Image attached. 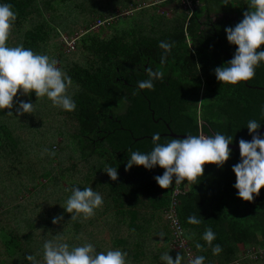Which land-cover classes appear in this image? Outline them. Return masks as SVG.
Returning a JSON list of instances; mask_svg holds the SVG:
<instances>
[{
	"label": "trees",
	"instance_id": "1",
	"mask_svg": "<svg viewBox=\"0 0 264 264\" xmlns=\"http://www.w3.org/2000/svg\"><path fill=\"white\" fill-rule=\"evenodd\" d=\"M91 1L0 0L11 4L17 13L8 46L23 45L59 59L60 68L71 78L67 91L73 89L77 105L72 112L60 108L55 112L66 131L61 142L70 150L59 160L60 176L50 169L42 177L48 180L38 189L39 199L27 207H7L0 215V264H30L27 255L36 256L43 264L44 243L57 237L70 247L92 243L97 252L120 249L127 253V264H166L161 260L164 253L174 260L180 254L182 264H190L185 251L174 248V231L166 218L176 185L162 189L157 184L155 177L164 172L159 166L126 170V164L131 151L152 150V136L157 132L160 143L176 138L174 134L219 132L231 135L233 145H239L241 139L252 138L246 128L250 119L262 124L260 130L264 128V63L252 80L238 85L221 84L214 74L234 56L236 48L229 44L225 28L243 19L249 0H189L191 7L187 0H117L121 7L115 6L116 0H103L112 7V12H99L106 24L94 29L93 19L79 34L77 49L72 52L75 56L70 57L71 53L62 52V40L57 46V30L44 17L58 14L60 4L82 8ZM172 5V16L159 13ZM117 9L130 14L120 16ZM121 20L126 21L123 24ZM27 24L32 27L23 30ZM162 41L173 44L163 64ZM149 71L162 75L153 78L152 89H139L138 82L148 79ZM27 96L32 104L50 102L34 93ZM164 132L167 134L162 135ZM15 139L0 122V153L19 158L24 141ZM240 158V151L232 150L222 168L205 165L203 177L181 184L183 193L176 212L193 253L203 255L205 264L242 260L241 245L246 250L264 247V189L251 202L238 197L232 167ZM11 166L0 167V176L9 178ZM108 167L118 170L117 181L106 174ZM74 186L92 187L102 195L104 203L94 216L72 220L62 208ZM5 189L1 182L0 202L6 204L11 193ZM192 215L201 223L189 224ZM61 216L60 221L68 223L64 231L52 222ZM206 228L215 233L213 246L222 248L218 255H213L212 247L202 239ZM197 243L203 245L202 250L196 248ZM242 264H264V258L244 259Z\"/></svg>",
	"mask_w": 264,
	"mask_h": 264
},
{
	"label": "clouds",
	"instance_id": "2",
	"mask_svg": "<svg viewBox=\"0 0 264 264\" xmlns=\"http://www.w3.org/2000/svg\"><path fill=\"white\" fill-rule=\"evenodd\" d=\"M248 10L243 19L234 27L225 28L226 37L230 45L236 48L233 58L222 67L215 69V77L221 84L238 85L254 78L256 69L264 63V0H249ZM17 13L9 3L0 2V110L11 109L18 93L24 95L32 93L39 99L47 97L53 106L67 112L75 111L77 105L68 87L71 78L57 66V61L46 54L35 53L31 48L23 45L10 47L7 41ZM159 47L165 55L161 57V64L167 61V54L171 52L173 44L160 42ZM162 73L149 71V78L138 82L139 89H152L153 78ZM35 104L20 101L16 107L18 114L31 113ZM7 115H13L9 112ZM262 124L256 119H250L246 128L252 136L251 141H239L240 161L233 165L236 182L234 188L238 197L251 202L264 189V136L258 135ZM160 133L152 136L153 148L149 152L131 151L126 164V170L134 166H142L152 170L159 166L164 169L162 175L155 177L162 189H168L173 184L179 185L185 181L195 182L204 175L205 165L223 167L230 159L233 144L231 135H192L183 139L170 138L166 143H160ZM106 174L112 181L118 180V170L113 167L106 169ZM104 203L102 195L92 187L80 188L74 186L71 195L62 207L71 214L72 220L77 216L87 219L95 215V211ZM63 217L53 218V223H59ZM187 222L198 225L201 220L195 215L189 216ZM163 235V234H161ZM202 239L212 247L213 255L222 252L219 244L213 246L216 239L211 228H206ZM198 250L203 245L197 243ZM127 253L120 249H110L97 252L92 243L71 246L68 243L55 240L47 241L43 245V264H127ZM183 257L177 254L175 260L170 254L164 253L161 260L166 264H182ZM203 255L196 256L190 264H205ZM30 264H41L34 255H27Z\"/></svg>",
	"mask_w": 264,
	"mask_h": 264
},
{
	"label": "rangeland",
	"instance_id": "3",
	"mask_svg": "<svg viewBox=\"0 0 264 264\" xmlns=\"http://www.w3.org/2000/svg\"><path fill=\"white\" fill-rule=\"evenodd\" d=\"M119 1L122 2L121 0ZM75 2L77 3V1ZM116 5L120 6L117 0L115 1V6ZM186 6L187 5L184 7ZM174 7V5L168 6L161 9L159 13L163 14L164 12H167L169 16H172ZM188 7L190 6L188 5ZM86 8L87 11L85 13ZM119 9H117V14L120 16L130 14H124ZM106 10L111 11L112 7L110 5H106V3L104 4L103 0H92L90 3L85 2L82 8H74V5L70 3L68 5L60 4L59 10L57 12L58 14L52 13L53 17H51V14H49L50 17L47 15V17H44V19L51 24V28H53V30H57L56 34L59 37L54 39L57 43V46L61 45L62 40V52L65 54H70L66 51L65 41L73 34V38L79 41V34L84 33L87 27L90 26V23L93 19L95 21H93L92 25H96L102 16V14L99 12H106ZM54 15H57V17ZM109 21H112V19ZM125 21L126 20H121L120 23L124 24ZM31 27L32 26L30 24H27L23 30H28L27 28ZM95 32H98V30ZM12 40V36L10 35L7 44L9 45ZM69 56L73 57L75 54ZM56 61L57 66L60 68V60L57 59ZM19 94L15 98L13 105L15 103H19L20 101L28 102L27 95L24 97L23 92ZM68 94L72 96L73 89L70 88ZM57 110L58 108L53 106L52 102L50 101L43 103L42 105L35 104L34 110L27 114H18L16 109L13 107L11 109L4 110L1 113L0 122L7 125V129L13 133L14 138L20 142L24 141V143L21 145L23 150L21 149L22 151L20 150V152H18L19 158H17V155L14 156L13 153H9L8 155H5V153H0V167H7L12 164L10 167L11 174L7 176L9 178H6V176H0V185L1 182H4L6 188L5 191L11 193L6 204L0 202V215L3 211L7 210V207L9 210H11L13 209L14 205L26 206L27 203H33L39 199L41 196L40 194L38 195V189L42 188L48 180V177L45 179H42V177L46 175L50 169L55 171L56 175L59 174L60 176V167L58 165L59 160L61 158H66L70 150L65 145V143L61 142L64 138L66 139V131L64 123H61L63 119L58 120L59 114L55 113ZM9 112H11L13 115H7ZM19 132H22L23 135ZM27 134L29 135L27 136ZM59 135L62 136L60 137ZM54 159L55 161L53 164H48V162H51ZM54 164H56V166H54ZM65 179L66 177L63 178V181ZM7 181L11 182L7 184ZM11 184H13L12 188L9 186ZM63 185H67L66 180L63 182ZM56 227L61 231H64L67 229L68 223L63 220L60 221ZM0 234L3 236V232L1 230ZM158 243H162V241L160 240ZM243 248L244 247L241 245L240 250L242 251Z\"/></svg>",
	"mask_w": 264,
	"mask_h": 264
},
{
	"label": "built area",
	"instance_id": "4",
	"mask_svg": "<svg viewBox=\"0 0 264 264\" xmlns=\"http://www.w3.org/2000/svg\"><path fill=\"white\" fill-rule=\"evenodd\" d=\"M187 5L191 7V2L187 0ZM107 21H102L99 20L94 29H99L102 26L106 24ZM77 46V39H67L65 41V48L66 51L69 53H72L73 51L76 50ZM183 193V190L181 189V184L176 185L173 198H172V205L171 209L167 211L166 213V218L170 222L171 229L174 231V236H175V242H174V248L177 250H184L188 259L189 263L191 262L192 259H194L196 256L193 253V250L191 249L189 245V241L185 237V231L183 226L181 225V222L178 218L177 212H176V207L179 204L178 197ZM243 259H248V260H253V261H258L264 258V247H255L250 250H246L243 248ZM242 260H237L231 264H242Z\"/></svg>",
	"mask_w": 264,
	"mask_h": 264
},
{
	"label": "water",
	"instance_id": "5",
	"mask_svg": "<svg viewBox=\"0 0 264 264\" xmlns=\"http://www.w3.org/2000/svg\"><path fill=\"white\" fill-rule=\"evenodd\" d=\"M257 134L260 135V136H263L264 135V128L261 129ZM173 136L176 137V138H179V139H183V138L186 137V136H180V135H173ZM251 139L249 141H251ZM229 147H230L231 150L240 151L239 145H233V144H231V145H229Z\"/></svg>",
	"mask_w": 264,
	"mask_h": 264
},
{
	"label": "flooded vegetation",
	"instance_id": "6",
	"mask_svg": "<svg viewBox=\"0 0 264 264\" xmlns=\"http://www.w3.org/2000/svg\"><path fill=\"white\" fill-rule=\"evenodd\" d=\"M167 134V132H164L162 135H166ZM175 135V134H174ZM180 136H182V135H180Z\"/></svg>",
	"mask_w": 264,
	"mask_h": 264
},
{
	"label": "crops",
	"instance_id": "7",
	"mask_svg": "<svg viewBox=\"0 0 264 264\" xmlns=\"http://www.w3.org/2000/svg\"><path fill=\"white\" fill-rule=\"evenodd\" d=\"M196 256V255H195Z\"/></svg>",
	"mask_w": 264,
	"mask_h": 264
}]
</instances>
